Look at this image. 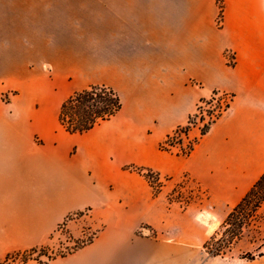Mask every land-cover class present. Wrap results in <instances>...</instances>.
Instances as JSON below:
<instances>
[{
	"label": "crops",
	"instance_id": "obj_1",
	"mask_svg": "<svg viewBox=\"0 0 264 264\" xmlns=\"http://www.w3.org/2000/svg\"><path fill=\"white\" fill-rule=\"evenodd\" d=\"M222 2L219 25L215 0H0V249L37 246L89 209L95 237L47 264H196L183 213L122 166L186 174L215 206L264 172V0ZM91 84L122 108L69 133L59 107ZM213 89L233 99L191 152L155 150Z\"/></svg>",
	"mask_w": 264,
	"mask_h": 264
},
{
	"label": "trees",
	"instance_id": "obj_2",
	"mask_svg": "<svg viewBox=\"0 0 264 264\" xmlns=\"http://www.w3.org/2000/svg\"><path fill=\"white\" fill-rule=\"evenodd\" d=\"M215 1L219 9L217 22L220 25L223 2L222 0ZM232 99L233 94L213 89L209 98L200 99V102L209 105V108L204 111L202 105L197 104L196 112L189 114L186 123L178 125L174 129L173 135H177L176 140L170 139L171 135L167 134L165 139L159 142V148L173 152V147L179 145L180 148L176 153L188 155L199 138L207 133L212 123L229 108ZM122 105L120 95L112 87L105 84H91L82 90L72 93L62 101L58 110V121L69 133H84L92 129L96 124L112 118L121 110ZM203 112L207 113L208 120L203 123L199 135L188 139V142L183 147L184 139L189 137V131L194 125V117L200 113V119L203 120ZM130 168L141 173L153 186V191L156 193V187L151 181V179L156 177L157 173L155 171L151 168L137 165H131ZM205 196L206 198L208 197L207 192H205ZM263 200L264 172L228 211L219 229L203 242L202 247L205 252L211 257H223L230 251L233 245L241 238L244 229L252 223ZM257 255L259 253L245 257L253 260ZM60 256L64 255H52L47 252L46 245H40L7 252L4 258L0 260V264L16 260L20 264H47L50 260Z\"/></svg>",
	"mask_w": 264,
	"mask_h": 264
},
{
	"label": "rangeland",
	"instance_id": "obj_3",
	"mask_svg": "<svg viewBox=\"0 0 264 264\" xmlns=\"http://www.w3.org/2000/svg\"><path fill=\"white\" fill-rule=\"evenodd\" d=\"M210 95L211 93L203 98H209ZM197 104L202 105L204 111L209 108V105L201 103L200 101H198ZM196 107L192 113L196 112ZM203 117V120H201L200 113L194 117V125L191 127L190 131L192 129L196 130L197 135L189 134V137L184 139L182 144L183 147L188 142V139L199 135L200 128L209 118L206 112H203ZM175 128L176 127L172 128L166 133V135L170 134V139L174 141L177 138V135H173ZM165 137V135H162L158 140L161 141L165 139ZM158 140L153 144L155 150L159 148L157 144ZM179 148V145H175L171 153H176ZM177 155L185 156L181 154ZM131 165L142 166L136 163H125L122 168L130 173H139L130 168ZM155 173H157V178L155 177L151 179V181L156 187V193H154L153 186L149 183L154 196L164 200L167 206L171 208V214L174 211L183 213L182 219L180 220L181 224L184 225L187 231L195 232V236L197 237V245L195 246L197 252L195 258L196 264H264V200L257 211V215L252 220V223L244 229L241 238L233 245L231 250L223 257H211L202 247L203 242L219 229L221 222L233 206L212 205L208 197L206 198L205 196V189L186 174L169 178L167 175L157 171H155ZM172 220L175 219L171 215L166 221L168 230L172 229L174 227L173 225H175V222H172ZM99 229V222L97 223L95 219H93L89 209L73 211L66 216L64 222H61L44 242L37 246L46 245L47 252L55 256H59L60 254L67 255L77 248L89 243L95 237ZM141 231L150 235L155 234L143 227H141ZM16 246L15 243H5L0 249V260L4 258L7 252L18 250L15 249ZM257 253H259V255L253 260L245 257ZM3 264H20V262L16 260Z\"/></svg>",
	"mask_w": 264,
	"mask_h": 264
},
{
	"label": "built area",
	"instance_id": "obj_4",
	"mask_svg": "<svg viewBox=\"0 0 264 264\" xmlns=\"http://www.w3.org/2000/svg\"><path fill=\"white\" fill-rule=\"evenodd\" d=\"M226 58H227V62L229 64H232L233 63L234 57H233V55L230 52H226Z\"/></svg>",
	"mask_w": 264,
	"mask_h": 264
},
{
	"label": "bare ground",
	"instance_id": "obj_5",
	"mask_svg": "<svg viewBox=\"0 0 264 264\" xmlns=\"http://www.w3.org/2000/svg\"><path fill=\"white\" fill-rule=\"evenodd\" d=\"M214 226V225H213Z\"/></svg>",
	"mask_w": 264,
	"mask_h": 264
}]
</instances>
